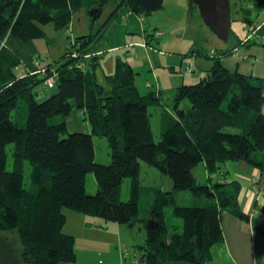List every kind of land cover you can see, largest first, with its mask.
<instances>
[{"label": "trees", "instance_id": "trees-1", "mask_svg": "<svg viewBox=\"0 0 264 264\" xmlns=\"http://www.w3.org/2000/svg\"><path fill=\"white\" fill-rule=\"evenodd\" d=\"M108 1L0 0V264L76 261L75 237L61 231L66 219L63 207L128 226L143 221L142 264H206L212 246L223 239L221 212L249 218L237 200V180L223 178L202 184L192 170L201 162L211 179L212 174H219L222 163L245 160L264 171V78L229 69L221 59L237 45L250 46L256 40L243 41L231 29L229 38L234 43L212 56L205 79L173 89L170 108L160 91L139 92L137 71L122 57L115 58L114 71L103 75V83L97 81L100 54H95L94 46L118 13L127 8L143 17L164 2L119 0L96 32L73 39L61 63L45 65L43 73L28 70L22 76L16 74L21 60L5 46L8 34L23 42L41 38L44 24L67 28L75 11L103 8ZM237 2L242 3L241 20L252 30L248 15L252 7L261 5L260 0H229L231 21ZM157 32L154 29L146 36L158 37ZM50 76L54 91L38 100L34 89ZM183 100L189 102L188 107H181ZM151 105L162 106L158 140L153 136ZM24 107L26 120L19 125L12 113ZM73 107L82 109L90 133H66L64 121H50L54 115H69ZM225 127L238 128V132L225 131ZM94 135L108 139V164L94 161ZM8 143H13L12 170L6 169ZM24 160L30 165L27 187L23 186ZM141 160L167 175L174 188L155 189L148 218L139 217L138 201L145 190L139 180ZM88 172L96 181L92 194L86 192ZM124 178H129L125 201L120 198ZM183 189L207 198L206 202L178 203L174 192ZM166 207L171 208L172 216L182 219L181 230L166 222ZM252 226L264 237V220L254 217Z\"/></svg>", "mask_w": 264, "mask_h": 264}, {"label": "rangeland", "instance_id": "rangeland-1", "mask_svg": "<svg viewBox=\"0 0 264 264\" xmlns=\"http://www.w3.org/2000/svg\"><path fill=\"white\" fill-rule=\"evenodd\" d=\"M119 0H109L102 8V12L99 17L93 18L89 15V11L86 7L80 8L72 15V20L69 25L70 31L67 32L66 28L57 29L52 22H48L43 25L45 30V36L41 38H35L33 41L37 45L38 52L35 56L36 63H40L41 67L37 68L40 73L45 72L44 66L50 64L51 66L58 65L64 60V54L71 48L73 39L77 36L87 33H94L105 21L110 10L115 6V3ZM245 2H243L244 4ZM242 4V3H241ZM239 2L232 7V21L231 29L238 37H243L247 33V25L243 22L239 15V8L241 6ZM257 6H254L250 10L251 18L254 17L257 11ZM145 27V33L152 34L154 28L161 33L156 35L146 36L150 40V49L161 51L160 60H162V67H148L144 64L145 53L140 55L141 47H128V48H112V45H116L117 37H110L108 32L99 38L95 46L101 49L99 53V62L102 66V70H97V81L103 83V75L106 73H112L114 71L115 58L122 57L126 61H132L134 64H144L140 67L136 75V85L141 94H145L149 89L155 88L157 85L162 89L163 101L167 103V106L171 108L173 88L175 83L179 85L184 77L186 83L192 80L189 76L203 79L204 74L199 69L191 70L193 68L192 63L188 64L192 58H196L197 62H201L199 67H209L212 63L211 57L214 53L213 47L228 46L231 42H234L232 38L227 41L220 39L202 20L199 16L198 9L192 4L191 0H164L163 6L157 10H154L150 15L143 16ZM115 18L113 20V26ZM109 28V31H110ZM113 36V35H112ZM133 39H144L141 34L133 35ZM131 37V36H129ZM115 41V42H114ZM73 49V48H72ZM189 49H194L196 54H186ZM205 51L210 57L198 54V51ZM214 53V54H213ZM95 54L97 52L95 51ZM168 54L182 58L183 65L168 64L165 66L166 58ZM90 55L87 54L86 57ZM135 59V60H134ZM20 67V66H19ZM186 67H190L189 72L186 71ZM18 73V67L15 69ZM158 75L156 77V74ZM198 76H201L198 78ZM159 79L160 82L157 80ZM46 85L51 88L46 80ZM146 83L153 84L151 87H147ZM161 83V85H159ZM177 83V84H176ZM40 85H38L34 91L39 92ZM54 91V89H52ZM38 95V94H37ZM42 100V98H41ZM226 100L223 105L225 107ZM189 102L183 100L181 107H188ZM151 113V126L153 130V136L155 140L159 139L160 132V113L162 111L161 105H151L148 107ZM27 115L26 107L20 108L18 111H13L12 118L18 119V124L25 123ZM52 123H58L64 121L66 124V133L71 132H85L90 133L89 122L84 118L82 109L73 107L71 113L67 116L54 115L50 118ZM225 131L238 132V128L225 127ZM94 161L98 163L108 164L111 160L110 147L108 139L105 136L94 135ZM12 147L13 143H8L5 146L6 151V169L12 170ZM140 162L139 180L145 187V190L141 192L139 198V217L148 218L151 204L154 199V193L156 188H160L164 191L174 190L172 180L165 174H163L155 165L149 164L143 160ZM29 171L30 165L27 160H24L23 168V186L27 187L29 184ZM193 173L198 183L212 184L219 179L216 176H212L208 179L209 175L206 173L203 163H199L193 168ZM128 183L129 178H124L122 182L121 200L128 199ZM96 190V181L92 172H88L86 176V192L89 194L94 193ZM178 203L185 205H202L206 202L207 198L196 197L190 190H176L174 192ZM62 212L65 214V222L62 225L61 231L64 233L74 234L77 260L70 264H139V258L141 256L140 244H143L146 239V228L144 222H137L133 226L126 224L105 221L97 216L83 215L82 213L75 211L74 209L63 207ZM78 212V213H77ZM72 214H75L72 216ZM79 214V215H77ZM79 216V217H76ZM86 218V219H85ZM166 222L171 225L174 230L182 229V219L180 217H174L171 215V208H165ZM174 226V227H173ZM176 227V228H175ZM127 253L124 255V253ZM99 253V254H97ZM101 259V263L97 261Z\"/></svg>", "mask_w": 264, "mask_h": 264}, {"label": "crops", "instance_id": "crops-1", "mask_svg": "<svg viewBox=\"0 0 264 264\" xmlns=\"http://www.w3.org/2000/svg\"><path fill=\"white\" fill-rule=\"evenodd\" d=\"M260 2L261 5H257V11L252 18V22L254 24L253 29L248 30L247 26V33L243 37H239L243 41L246 39H251L256 40L257 43L250 46L237 45L231 51V53L228 55H222L221 59L224 65L229 69H237L244 74L264 78V0H260ZM238 18L241 19V15H239ZM143 22L144 18L141 16L131 12L127 8L122 9L115 17L114 24L110 28V31L108 30V35L110 37H117L116 45H112L109 50H113L112 48L115 49L121 47H141V54L136 56V60L134 59L135 62L138 61L137 58H140L141 55L145 53L143 62L146 66L152 67V69L159 66L162 67L164 64H162V60H160V55H162L161 51L150 49L149 45L146 43L148 39L146 38L147 33L144 31L145 27ZM141 33L144 36V39H133L132 34L139 35ZM233 43L234 42H231V44L228 46L223 47L218 46L219 44H216L217 47H213L215 50L214 53L221 52V50H228V48H230ZM4 44L11 51L16 53L21 60L19 65L20 67L17 66L19 72L16 74L18 76L24 75L28 70H37L38 67H41V64H38L35 61L38 48L33 40L23 42L17 37L8 34L4 39ZM94 50L97 53L101 51V49H98L97 46H94ZM191 52V56L196 54V52L192 51V49H189L186 54ZM199 52H203V50L197 52L198 54H202ZM208 54L205 56L210 57V55H212ZM167 57L168 58H166L165 66L175 63L182 66L185 61L182 58L179 59V57L172 56L171 54H168ZM128 62L132 65L134 70H138L140 67L144 66L143 62L140 65L138 63L134 64L135 62L132 63L131 60ZM190 63L193 65L191 70L194 71L195 69H199V71L203 72L204 77L207 75V70L211 66L210 65L209 67L205 68L199 67L201 62L198 63L197 59L194 57L191 61H189L188 64ZM17 67L15 69H17ZM100 69H103L102 66H99L97 70ZM186 71L189 72L187 69ZM102 75H104L103 72ZM157 76L158 75L156 74V77ZM191 77L192 76H189L190 79L188 80L192 81H189L188 83L197 82V79H195L197 77ZM200 77L201 76H198V78ZM157 80L160 82L159 79ZM181 80L182 81L179 83V85L186 83L185 80L187 79L182 77ZM152 85L153 84L146 83L147 87H151ZM159 85H161V83ZM179 85L175 86L174 83V85L171 86H174L172 87L174 89ZM52 89L53 88H49L46 83L43 82L40 84L37 99L41 100L42 98L43 100L47 98L52 94ZM149 90H155L157 92L160 91L162 95V89L158 85L155 88L152 87V89ZM204 169L209 175L205 166ZM223 172L225 173L223 174ZM212 176H216L219 180L228 178L231 180H237L239 182L240 189L237 200L241 209L245 213L249 214V218L248 220L242 219L235 217L233 214L227 211L221 212L220 223L222 227L223 239L221 242L215 243L212 246V257L209 261H207L206 264H264V237L262 234L255 231L252 226V219L254 217H259L264 220V171L262 172L258 168L251 166L245 160L226 161L222 163L219 174H212L211 178ZM74 215L75 214H72V216ZM97 261L99 263L102 262L101 259H97Z\"/></svg>", "mask_w": 264, "mask_h": 264}, {"label": "water", "instance_id": "water-1", "mask_svg": "<svg viewBox=\"0 0 264 264\" xmlns=\"http://www.w3.org/2000/svg\"><path fill=\"white\" fill-rule=\"evenodd\" d=\"M198 9L202 21L223 41H227L231 34V11L229 0H191ZM102 8L89 11L92 18L100 16ZM206 77V76H205ZM205 77L203 79H205ZM144 254L140 256L142 264Z\"/></svg>", "mask_w": 264, "mask_h": 264}, {"label": "built area", "instance_id": "built-area-1", "mask_svg": "<svg viewBox=\"0 0 264 264\" xmlns=\"http://www.w3.org/2000/svg\"><path fill=\"white\" fill-rule=\"evenodd\" d=\"M66 31H67V32L70 31L69 26L66 28ZM160 33H161L160 31L157 32V34H160ZM186 69L189 70L190 67H186ZM46 82L48 83V85H49L51 88H54V84H55V83H54V78H53V76H50L49 78H47V79H46ZM125 254H127V253L125 252Z\"/></svg>", "mask_w": 264, "mask_h": 264}]
</instances>
